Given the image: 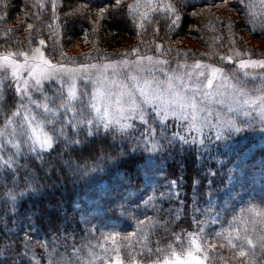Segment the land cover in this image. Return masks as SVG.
I'll list each match as a JSON object with an SVG mask.
<instances>
[{"label": "trees", "instance_id": "trees-1", "mask_svg": "<svg viewBox=\"0 0 264 264\" xmlns=\"http://www.w3.org/2000/svg\"><path fill=\"white\" fill-rule=\"evenodd\" d=\"M54 2L55 15L53 0H0V48L44 39L51 60L83 65L140 51L153 38L164 47L197 44L212 59L224 55L232 31L264 41V0ZM127 5L136 7L128 12ZM221 5L230 10L216 12ZM77 44L84 50L71 53ZM45 95L47 114L28 110L52 140L41 152L29 141L20 100L0 84V264H111L117 256L122 264H172L194 246L207 264H264V221L249 211L264 212V123L238 120L222 137L203 135L201 142L171 122L118 133L95 123L89 92L74 107H55L52 89ZM148 152L168 186L142 174ZM236 168L247 177L213 216L207 202L227 189ZM114 173L118 186L100 194L94 184ZM95 192L106 201L93 220L86 203ZM144 205L147 213L138 217Z\"/></svg>", "mask_w": 264, "mask_h": 264}, {"label": "rangeland", "instance_id": "rangeland-1", "mask_svg": "<svg viewBox=\"0 0 264 264\" xmlns=\"http://www.w3.org/2000/svg\"><path fill=\"white\" fill-rule=\"evenodd\" d=\"M220 7L216 12L230 10L225 5ZM78 45L70 52L81 53L84 49ZM164 45L166 44L159 39L153 38L150 44L144 46L145 48L143 47L144 49L132 51L130 54H120L118 58L114 57L109 61L68 65L51 60L46 54L45 44L41 50L45 52L47 59L57 65L59 78L47 79L43 81L40 87L30 85L31 91L26 93L25 96H21L18 93L15 88V82L11 80L6 72L0 73V84L8 85L14 91L16 97L20 100L19 106L22 110H30V107H32L36 110L40 109L42 114L48 113V111H44V108L48 105L45 94L49 89H52L53 94H55L53 96L55 107H74L72 102L77 99L81 92L90 93L89 101L91 107V95L95 89L99 88L96 81L101 73L107 77L104 90L113 93V101H115L116 94L119 93H124L125 98H127L128 93L139 97L140 89L148 92H159L164 94L167 99H172L174 94H179L190 101L182 108L179 105L174 106L177 112L176 116L165 115L162 109L159 111V109L151 105H138L137 109L126 119L127 126L123 128L115 123L106 125L97 118L96 113L91 108L95 123L107 128L106 130L111 129L118 133L140 130L143 127L142 131L146 132L147 129H151L154 122L162 125L166 124V122H171L177 128L180 127L186 136L201 142L203 135L216 138L222 137L226 131L234 128L238 120L249 121L256 119L258 123H264V115H261L264 105H261L259 99V97L264 96V69L259 67H239L241 61L264 60V41L253 39L243 30L232 31L229 36V42L226 45L227 47H225L224 55L218 59L208 58L202 48L191 42L183 41L181 43L168 44V48L164 47ZM37 47H40V45L33 42L26 45L0 48V53H4L5 50L31 52L32 49ZM197 62L201 65L199 69L195 67ZM32 63L37 64L41 71L47 70V66L39 65L38 60H33ZM93 65L97 67L94 68L92 67ZM104 65L109 67L104 68ZM211 68H220L222 71L212 77L210 74ZM70 69L77 71H67ZM201 72L204 73L203 76L199 75ZM21 76L27 78V74L23 71ZM170 77L171 79H169ZM208 79L213 81L211 87L208 86ZM69 83H72L73 91L75 92L72 98L67 95ZM60 93L63 94L62 98H60ZM245 100H249L252 103L245 105ZM96 103L101 108V115H103V101L98 99ZM114 112L115 107L113 106L109 110V118H112ZM45 134L48 135L46 132ZM143 134L140 135L142 136ZM28 138L33 146L30 133ZM37 151H39L38 148ZM145 159L149 165L142 167V174L145 178L163 186H168L170 179L162 176L163 171L160 167H155L153 153L148 152ZM246 177L247 173L245 174L242 169L236 168L230 173L227 189L220 196L209 199L207 202L208 206L212 207L213 216L217 215L223 204H228L227 199L229 200L231 197L233 188L240 186V183L244 182ZM116 178L117 174L114 173L112 176L98 181L94 186L98 187L97 191L100 194H106L111 190L113 184L118 186ZM141 193V191L135 190L133 195L141 199ZM239 198L240 196L233 198L232 203H237ZM105 201V199L102 200V197L100 198L97 192L88 196L86 207L93 220L98 216L97 208H100L101 212L105 209V206H103ZM147 208L148 206L144 205L138 217L145 216ZM188 252H192V256L203 264L204 258L198 246L187 249L184 256L173 257L172 264L177 259H189L187 256Z\"/></svg>", "mask_w": 264, "mask_h": 264}, {"label": "snow or ice", "instance_id": "snow-or-ice-1", "mask_svg": "<svg viewBox=\"0 0 264 264\" xmlns=\"http://www.w3.org/2000/svg\"><path fill=\"white\" fill-rule=\"evenodd\" d=\"M121 0H117L116 6H120ZM151 4V0H149V5ZM39 7L43 9L45 5L40 2ZM134 5H127L128 12H132L134 9ZM53 15H55L56 8L55 2L53 0L52 3ZM107 11L106 8H103L97 14V17L94 18L97 23H99V18H102ZM167 11L172 12L176 17V11L172 6L167 8ZM141 20H146L147 15L145 13H140ZM136 27H140L141 25L137 23ZM29 31H33V25H28ZM40 45V47L34 48L29 51L19 50V51H9L5 50L4 53H0V73H7V75L11 78L12 81L15 82V88L21 96H25L26 93L31 91L30 85H35L36 87H40L43 81L47 79H51L53 77L59 78L57 75V65L53 64L50 59L45 57V52L41 49L45 45L44 39H39L35 41ZM159 47V46H158ZM151 59V58H149ZM33 60H38L39 65L47 66V70L41 71L37 64L32 63ZM231 62V61H229ZM126 63V62H125ZM62 67V66H61ZM92 67L96 68V65ZM104 68L109 67L108 65H104ZM195 67L197 69L201 68L199 62L196 63ZM240 68H249V67H259L264 69V60H249L247 62L241 61L239 64ZM25 72L27 74V78H23L21 76V72ZM69 72H75L77 70L70 69L67 70ZM222 70L220 68H211L210 74L212 77H215ZM191 75V73H189ZM199 75L203 76L204 73L201 72ZM171 79V77L169 78ZM107 82V77L101 73L100 77H98L96 84L99 85V88L95 89L91 95V108L93 112L96 113L97 118L104 122L106 125L109 123H115L121 128L126 127V119L130 114H132L138 105H151L154 108L162 109L165 115L171 114L173 116L177 115L175 105H179L181 108L190 103L188 98L182 97L179 94H174L172 99H167L164 94L159 92H148L144 89H140L139 97L134 96L132 93L127 94V98H125L124 93L116 94L115 101H113V93L111 91H105L104 86ZM212 79H208V86L211 87ZM69 98H72L75 95L73 91L72 83H69L68 94ZM102 100L104 103L103 115H101V108L97 106L96 101ZM261 105H264V96L259 97ZM249 100H245L244 104L249 105ZM115 107V112L113 113L112 118H109V110L112 107ZM194 106V105H193ZM44 111L47 112L48 108L45 106ZM17 116L21 115V111H17ZM261 115H264V108H262ZM23 120L26 123V126L30 133V139L33 143V149H39V151L44 152L50 149L52 140L51 137L45 134L43 131V125L38 123L34 116H30L28 114V110H23ZM47 211V210H46ZM250 212L253 213L254 216L260 217L262 221H264V212L258 211L256 209H250ZM51 215V213H49ZM133 234L128 235L127 238H130ZM109 238L107 236L104 237V240L107 241ZM112 241H115V236L111 237ZM249 247H255L251 240L247 241ZM100 249H104V243H100L98 245ZM214 247V246H213ZM203 251V249H200ZM91 255V252H89ZM240 257H244L247 255L244 251L239 252ZM187 256L189 259L187 260H175L174 264H201V261L195 259L192 256V252H188ZM82 264H93L92 261H83ZM107 264V262H105ZM111 264H122V261L119 256L111 261ZM132 264H136L135 261ZM203 264H207V260L203 261Z\"/></svg>", "mask_w": 264, "mask_h": 264}]
</instances>
